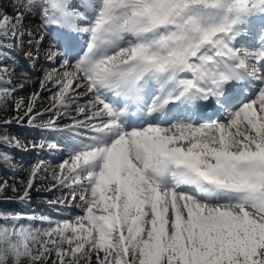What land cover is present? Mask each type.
<instances>
[{
  "label": "snow or ice",
  "instance_id": "6c2138e0",
  "mask_svg": "<svg viewBox=\"0 0 264 264\" xmlns=\"http://www.w3.org/2000/svg\"><path fill=\"white\" fill-rule=\"evenodd\" d=\"M21 6L55 41L47 59L61 61L63 71L46 77L57 89L53 115L38 127L68 141V159L52 175L81 214L53 221L0 211V264H264V0ZM26 19L0 13V65L15 63ZM81 96L90 98L81 105ZM36 98L17 123L42 117ZM73 105L80 118L61 127L58 109ZM42 166L32 167L17 202L30 200ZM9 187L0 184V194Z\"/></svg>",
  "mask_w": 264,
  "mask_h": 264
},
{
  "label": "rangeland",
  "instance_id": "374dc122",
  "mask_svg": "<svg viewBox=\"0 0 264 264\" xmlns=\"http://www.w3.org/2000/svg\"><path fill=\"white\" fill-rule=\"evenodd\" d=\"M0 3H2L0 13L15 17L19 10L25 16H30L31 22H33L32 25H29L25 20L23 26L17 29L18 34H25L21 41L24 47H12V52L15 53V63L10 62L0 65L9 70L7 74L0 73V79L10 82L0 84V137L7 136L10 139V144L2 148V151L7 152L9 158L6 160L0 159V184L7 181L10 187L0 194V199L9 200L6 203L10 205L9 213H22L25 216L36 217L44 215L53 221L68 219L71 216L81 214L80 208L76 206L80 201L78 199L71 200L68 197L69 190L60 187L57 179L52 175L54 172L59 173V165L68 159L70 149L64 147L68 141L61 133L38 127L52 117L53 114L47 110L52 108L54 104L53 96L57 91L53 84L46 80V77L53 69L63 71L60 69L61 61L50 62L47 59L45 47L49 48L55 41L39 23V16L34 11L29 13L26 7L21 6V0H0ZM32 26L38 30L34 34L30 32L29 27ZM26 33H31V37ZM42 34L45 37L43 40L45 44H42L39 48L27 47L30 38L35 41ZM76 40L80 48L86 46L85 36L77 35ZM27 52H31L38 59L29 60L25 55ZM13 69L15 70L13 71ZM5 88L9 89L7 95L4 94ZM34 95L37 97L34 104V113H41L42 117H38L33 125L28 124L27 118L21 123H17L15 118L24 116ZM89 98L81 96L78 103L83 105ZM21 102L22 106L17 109L16 105L21 104ZM74 108L75 105L67 109H58L63 114L59 117L61 127L71 125L73 118H80ZM5 121H11V123L5 124ZM42 140L59 142L61 147L55 151L49 150L47 147L42 150L33 147V145H39ZM17 141L22 146L21 148L12 146ZM39 162H43V166L30 191V200L25 203L17 202V198L24 191L32 167ZM20 182H23V184ZM12 185L16 186V191L12 190ZM60 201H63V203H60ZM22 222L25 224L31 223L37 229L48 227L47 222L40 220H23ZM38 264H44V261L41 260Z\"/></svg>",
  "mask_w": 264,
  "mask_h": 264
},
{
  "label": "trees",
  "instance_id": "16d2710c",
  "mask_svg": "<svg viewBox=\"0 0 264 264\" xmlns=\"http://www.w3.org/2000/svg\"><path fill=\"white\" fill-rule=\"evenodd\" d=\"M3 146H0V150H2ZM5 148V147H4ZM8 199H0V211L10 212V205L6 204L8 203Z\"/></svg>",
  "mask_w": 264,
  "mask_h": 264
},
{
  "label": "bare ground",
  "instance_id": "6f19581e",
  "mask_svg": "<svg viewBox=\"0 0 264 264\" xmlns=\"http://www.w3.org/2000/svg\"><path fill=\"white\" fill-rule=\"evenodd\" d=\"M27 17V19H26V21H27V23L29 24V25H32L33 24V22H31V18H30V16H26ZM30 28V32L32 33V34H34L35 32H37L38 30L37 29H35V27L34 26H32V27H29ZM38 38V37H37ZM43 44H45V42L43 41ZM48 48H46L45 47V50H47ZM41 97V96H40Z\"/></svg>",
  "mask_w": 264,
  "mask_h": 264
}]
</instances>
